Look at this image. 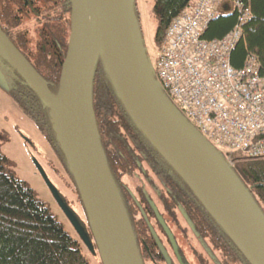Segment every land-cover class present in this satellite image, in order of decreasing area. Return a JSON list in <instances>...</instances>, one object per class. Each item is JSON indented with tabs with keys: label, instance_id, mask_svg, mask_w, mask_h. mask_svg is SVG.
<instances>
[{
	"label": "trees",
	"instance_id": "16d2710c",
	"mask_svg": "<svg viewBox=\"0 0 264 264\" xmlns=\"http://www.w3.org/2000/svg\"><path fill=\"white\" fill-rule=\"evenodd\" d=\"M191 1L156 0L153 7L157 20L155 40L160 47L172 20ZM241 2L249 13L230 61L233 67L242 68L246 60L254 56L264 71V0ZM133 5L142 32L136 0ZM225 8V12L209 23L204 38L222 39L237 25L239 10L229 5ZM71 12L72 0H0V27L55 94L59 90L71 35ZM0 60L9 76L12 99L45 133L74 179L57 139L51 110L2 54ZM92 98L101 144L132 224L143 264H152L149 253L156 261H161L139 206L153 227L156 228L154 221L163 232L151 203L173 232L186 263L191 264V260L184 248L196 264H251L133 120L111 81L101 54L95 68ZM223 156L228 160L225 154ZM229 163L264 213V156L249 157L235 152ZM75 185L79 192L76 181ZM82 205L85 210L83 201ZM142 241L150 246L149 252L143 248ZM94 245L98 251L95 242ZM82 246L35 191L13 174L7 157L0 150V264H90Z\"/></svg>",
	"mask_w": 264,
	"mask_h": 264
},
{
	"label": "water",
	"instance_id": "95a60500",
	"mask_svg": "<svg viewBox=\"0 0 264 264\" xmlns=\"http://www.w3.org/2000/svg\"><path fill=\"white\" fill-rule=\"evenodd\" d=\"M133 3L134 0H72L71 35L57 94L0 27V54L51 110L57 139L79 189L92 235L84 231L64 197L57 192L56 197L91 251H96L95 242L103 264H143L96 124L92 87L101 54L118 95L139 128L248 261L264 264L263 211L229 161L158 85ZM151 204L177 250L174 235ZM139 206L169 263L164 245Z\"/></svg>",
	"mask_w": 264,
	"mask_h": 264
},
{
	"label": "built area",
	"instance_id": "2783aa9c",
	"mask_svg": "<svg viewBox=\"0 0 264 264\" xmlns=\"http://www.w3.org/2000/svg\"><path fill=\"white\" fill-rule=\"evenodd\" d=\"M226 5L239 10L237 25L222 39L204 38ZM248 13L241 0H192L151 62L161 89L228 161L235 152L264 156V71L254 56L242 68L230 61Z\"/></svg>",
	"mask_w": 264,
	"mask_h": 264
},
{
	"label": "rangeland",
	"instance_id": "374dc122",
	"mask_svg": "<svg viewBox=\"0 0 264 264\" xmlns=\"http://www.w3.org/2000/svg\"><path fill=\"white\" fill-rule=\"evenodd\" d=\"M136 1L141 16L145 49L152 61L155 52L160 48L155 40L157 20L153 7L156 0ZM0 150L7 157L13 174L35 191L36 196L47 205L72 237L80 240L74 225L55 194L57 192L63 196L68 207L86 219L75 181L45 133L21 111L12 99L9 76H7L2 60H0ZM153 224L160 240L166 241L159 226L154 221ZM82 245L83 254L90 264H103L97 250L91 251L83 243ZM184 249L191 264H196L189 251Z\"/></svg>",
	"mask_w": 264,
	"mask_h": 264
},
{
	"label": "flooded vegetation",
	"instance_id": "af4514ba",
	"mask_svg": "<svg viewBox=\"0 0 264 264\" xmlns=\"http://www.w3.org/2000/svg\"><path fill=\"white\" fill-rule=\"evenodd\" d=\"M84 209V208H83ZM75 212V217L78 219V221H79V223H80V225L83 227V229H84V231L85 232H87V234L89 235L90 234V228H89V223H88V219H87V214H86V211L84 210V212H85V214H86V216H85V218L86 219H84L82 216H81V214L80 213H78V212H76V211H74ZM155 212V211H154ZM156 214V213H155ZM147 215V214H146ZM148 217V216H147ZM156 217H157V215H156ZM149 219V218H148ZM158 219V218H157ZM160 222V221H159ZM161 224V223H160ZM162 226V225H161ZM149 227V226H148ZM162 228H163V226H162ZM169 228V227H168ZM150 229V228H149ZM170 229V228H169ZM164 230V229H163ZM77 231V230H76ZM151 232V231H150ZM172 232V231H171ZM78 233V232H77ZM163 233H164V235H165V239H166V241H167V243H166V241H162V240H160L161 241V243L164 245V247H165V250H166V252H167V254H168V257H169V259H170V262L168 263V261H167V258H166V256L162 253V251L160 250V248H159V246L157 245V243H156V247L158 248V254H160V262H158V261H156L155 260V258L149 253V255H150V260H151V263L152 264H158V263H160V264H189V263H186L184 260H183V254H184V252H182V250L179 248V246H178V249L176 250L174 247H173V245H172V243H171V241L169 240V237H168V235L166 234V232L165 231H163ZM152 234V233H151ZM172 234H173V232H172ZM79 235V234H78ZM174 235V234H173ZM153 236V235H152ZM79 238H80V240H79V242H81V244L83 243L84 244V246L85 247H87V245L85 244V242L82 240V238L80 237V235H79ZM174 238H175V236H174ZM141 240H143V238L141 237L140 238ZM160 239V238H159ZM155 240V239H154ZM175 240H176V238H175ZM146 241V240H145ZM145 241H142V245H143V248L145 249V250H147L148 252H149V249H150V246L147 244V242H145ZM156 242V241H155ZM177 242V241H176ZM177 245H178V242H177ZM88 248V247H87ZM177 255H179V256H177ZM180 257V258H179Z\"/></svg>",
	"mask_w": 264,
	"mask_h": 264
}]
</instances>
